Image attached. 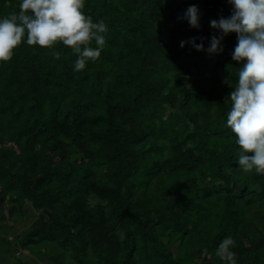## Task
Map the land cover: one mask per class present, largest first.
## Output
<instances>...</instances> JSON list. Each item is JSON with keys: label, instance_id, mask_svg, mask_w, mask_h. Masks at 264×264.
I'll return each instance as SVG.
<instances>
[{"label": "trees", "instance_id": "obj_1", "mask_svg": "<svg viewBox=\"0 0 264 264\" xmlns=\"http://www.w3.org/2000/svg\"><path fill=\"white\" fill-rule=\"evenodd\" d=\"M20 2L0 0V18ZM195 6L199 29L178 20L188 0H85L108 27L95 62L76 72L71 48L26 41L0 62V206L10 232L35 214L14 237L0 215V264L14 242L41 264H224L228 236L237 264H264V174L239 167L227 127L246 61L236 33L206 51L232 5ZM192 37L204 51L180 47Z\"/></svg>", "mask_w": 264, "mask_h": 264}, {"label": "clouds", "instance_id": "obj_2", "mask_svg": "<svg viewBox=\"0 0 264 264\" xmlns=\"http://www.w3.org/2000/svg\"><path fill=\"white\" fill-rule=\"evenodd\" d=\"M229 3L232 5L229 17L210 20V27L219 35L211 37L206 51L222 53L224 37L237 34L231 56L234 61L246 63L238 69L235 83L226 81L233 89L225 99L231 105L227 127L235 134L239 167L246 173L264 174V0H229ZM84 4L85 0H21L18 12L0 18V62L10 61L14 50L25 41L29 46L47 49L62 43L77 56L74 71L84 70L89 61L95 62L100 57L106 43L104 34L108 32L104 20L93 22L91 16L84 14ZM178 20H187L192 28L201 27L195 5ZM196 39L202 43L196 44ZM204 39L192 37L181 41L180 47L190 43L197 51H204ZM93 42L97 47L92 46ZM53 56L59 59L60 53L53 51ZM235 247L236 241L228 236L215 255L224 264H237L232 250Z\"/></svg>", "mask_w": 264, "mask_h": 264}, {"label": "rangeland", "instance_id": "obj_3", "mask_svg": "<svg viewBox=\"0 0 264 264\" xmlns=\"http://www.w3.org/2000/svg\"><path fill=\"white\" fill-rule=\"evenodd\" d=\"M196 1L197 0H188V7L195 5ZM208 9L209 8H207L204 11L203 17L209 15ZM1 103H2V100L0 99V105ZM58 157H59V153H56L55 151L50 152V160H55ZM7 210H8L7 208L0 206V215H1L2 224H3L2 232L9 233L10 237H14L15 233H20L21 235H23L25 232H27L29 230V222L32 220L35 214L30 212L27 215L26 221H22L19 224H17L16 227L12 229L10 232V227H9L10 220H9V213ZM2 232L0 231V233ZM16 257H19L23 262H26L28 264H41L35 257L29 254V249L27 248L23 249L20 246V243L14 242L13 248L4 255V261H6L7 263L14 264L16 261Z\"/></svg>", "mask_w": 264, "mask_h": 264}]
</instances>
